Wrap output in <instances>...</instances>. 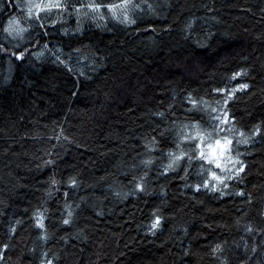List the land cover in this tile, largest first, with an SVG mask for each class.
I'll return each instance as SVG.
<instances>
[{
	"label": "trees",
	"instance_id": "trees-1",
	"mask_svg": "<svg viewBox=\"0 0 264 264\" xmlns=\"http://www.w3.org/2000/svg\"><path fill=\"white\" fill-rule=\"evenodd\" d=\"M19 1L0 0V264H264V0H131L135 23L86 7L122 0Z\"/></svg>",
	"mask_w": 264,
	"mask_h": 264
},
{
	"label": "snow or ice",
	"instance_id": "snow-or-ice-1",
	"mask_svg": "<svg viewBox=\"0 0 264 264\" xmlns=\"http://www.w3.org/2000/svg\"><path fill=\"white\" fill-rule=\"evenodd\" d=\"M129 5L131 6V8L134 10L136 8H139V5L137 4H133L131 2V0H122V2L120 4H108V5H103V4H95V3H89L86 7L88 9H90L93 14H97L99 13L100 9L102 7L104 8H107V10L110 12L111 16L117 20H119L121 23H125V22H130V23H135L134 20H129L128 18V15H127V11L129 9ZM38 8H40V6H37ZM60 8V9H63V10H67V8L69 7L68 5H62V4H59V3H56V4H52V3H49V4H46V5H43V7L40 9V10H43L45 11V14L47 15L48 14V11L51 9V8ZM73 8V11L74 12H77L79 13V8L75 7V6H71ZM81 7H84V5H81ZM116 9H122L123 12H122V18L121 16H117L116 14ZM29 16H31V6L29 7ZM36 19L39 20L40 19V16H39V12H37L36 14ZM101 19H103V16L101 15ZM19 25V21L16 20L15 18H12V19H9L8 21V26L4 28V32H6L9 36H20L21 39H23L21 33H23L24 31H26V29L24 28H21V27H18ZM41 27H43V24L40 25ZM3 49L0 48V51H2ZM13 55H15V53H13ZM23 57V53L20 54V56L17 57V59H21ZM236 75H240V73H237ZM248 85L247 84H241L240 85V88H247ZM227 102V101H225ZM193 104H195V101H192ZM159 115H163L162 113H160ZM216 119L218 120V125H216L214 127V131H220L222 129H220L219 125L221 124H224L227 122L228 120V114L225 112L224 115H223V119H221L220 117H216ZM193 127L196 129V135L197 136H201L202 138V133L200 132V130L195 126L193 125ZM259 131V129L257 128V132ZM208 135H211V133H208ZM188 138H191V139H195L196 137L193 136V137H188ZM224 141H225V144H224V147H227V145H230L231 144V140L225 136L224 138ZM246 142V141H245ZM221 141L220 140H217L216 141V144L217 145H220ZM200 155L202 157H205V153L201 152ZM168 156L171 158L170 159V163L168 164L167 168L165 169V171H167L168 169H173V165L176 164L180 159H182V156H183V153H181V155H175L174 153L172 152H169L168 153ZM191 159V157H189V160ZM213 163L216 164V167H221L220 163L218 162V159L217 160H214V161H211ZM145 163H151V161H145ZM244 170V166L243 164L241 163V166L239 167V169H237V173L238 172H242ZM213 177L219 181L220 183H223L224 182V178L223 177H217L216 174L213 172L212 173ZM231 178V177H229ZM71 184L74 186L76 184V181L75 180H72L71 181ZM136 187L138 189H140L141 191H143V187L141 184H137ZM199 185L196 186L197 190H199ZM205 187H207V184H205ZM225 187H227V185L225 184ZM213 190H217L215 187L213 188ZM237 195H244L243 192H239L237 193ZM69 217H71L72 213L69 212ZM70 220L69 219H64L63 220V223L65 225L69 224ZM160 222V218L157 217L156 220L154 221L153 225H152V228L155 229L158 224ZM38 224L40 227H43V225L41 223H39L38 221ZM5 247H7L5 245ZM49 264H51V261H49Z\"/></svg>",
	"mask_w": 264,
	"mask_h": 264
},
{
	"label": "rangeland",
	"instance_id": "rangeland-1",
	"mask_svg": "<svg viewBox=\"0 0 264 264\" xmlns=\"http://www.w3.org/2000/svg\"><path fill=\"white\" fill-rule=\"evenodd\" d=\"M60 0H20L19 1V4H20V7H21V15L20 17L22 16V14H24V16L26 17H30L29 16V7L31 6V9L33 7H37V6H40L43 7V5H46V4H49V3H59ZM21 20V19H20ZM19 21V20H18ZM18 27H21V24H20V21H19V25ZM22 37H23V33H21ZM8 38L12 41H17V42H20V40H22L20 38V36H9L8 35Z\"/></svg>",
	"mask_w": 264,
	"mask_h": 264
},
{
	"label": "bare ground",
	"instance_id": "bare-ground-1",
	"mask_svg": "<svg viewBox=\"0 0 264 264\" xmlns=\"http://www.w3.org/2000/svg\"><path fill=\"white\" fill-rule=\"evenodd\" d=\"M9 5V4H8ZM1 12V11H0ZM95 24V23H94ZM110 27V26H109ZM98 28V27H97ZM100 28H101V26H100ZM7 41V40H6Z\"/></svg>",
	"mask_w": 264,
	"mask_h": 264
}]
</instances>
